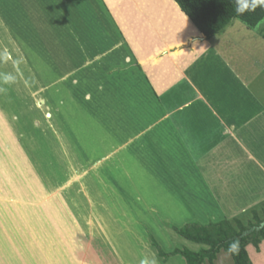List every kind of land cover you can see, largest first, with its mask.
Instances as JSON below:
<instances>
[{
    "label": "crops",
    "instance_id": "0c3cea01",
    "mask_svg": "<svg viewBox=\"0 0 264 264\" xmlns=\"http://www.w3.org/2000/svg\"><path fill=\"white\" fill-rule=\"evenodd\" d=\"M94 1L53 9L88 60L70 127L83 119L106 215L171 230L264 212V34L207 38L173 0Z\"/></svg>",
    "mask_w": 264,
    "mask_h": 264
},
{
    "label": "rangeland",
    "instance_id": "374dc122",
    "mask_svg": "<svg viewBox=\"0 0 264 264\" xmlns=\"http://www.w3.org/2000/svg\"><path fill=\"white\" fill-rule=\"evenodd\" d=\"M54 1L0 0V264H185L179 255L163 261L151 238L165 252L202 245L148 218L115 225L117 214L103 210L83 119L70 127L74 114L84 116L77 98L86 91L88 60L83 44L64 51L68 37L60 35ZM230 29L260 41L264 19L253 29L235 19ZM250 215L236 217L247 223ZM248 255L264 264V242L249 245ZM231 260L224 252L214 264Z\"/></svg>",
    "mask_w": 264,
    "mask_h": 264
},
{
    "label": "trees",
    "instance_id": "16d2710c",
    "mask_svg": "<svg viewBox=\"0 0 264 264\" xmlns=\"http://www.w3.org/2000/svg\"><path fill=\"white\" fill-rule=\"evenodd\" d=\"M173 1L197 30L207 38L222 32L235 19L241 21L249 29L255 28L264 19V6L259 4L255 10L237 12V8L242 6L245 0ZM263 218L254 212L252 221L249 220L247 223L238 219L231 221L224 219L207 224L192 222L180 228H174L179 236L205 246L197 251L175 248L170 252H165L154 238H151V244L163 261H166L170 256L179 255L184 259L185 264H204V262L212 264L220 250L228 252L229 243L238 240L239 253L232 255L228 252L233 264H252L246 247L252 245L258 249L260 242L264 240V225L259 227Z\"/></svg>",
    "mask_w": 264,
    "mask_h": 264
},
{
    "label": "clouds",
    "instance_id": "9594fccd",
    "mask_svg": "<svg viewBox=\"0 0 264 264\" xmlns=\"http://www.w3.org/2000/svg\"><path fill=\"white\" fill-rule=\"evenodd\" d=\"M257 4L264 6V0H245L242 6L237 8V12L243 13L245 11L255 10ZM240 244L238 240H233L229 243L228 252L232 255H236L239 253Z\"/></svg>",
    "mask_w": 264,
    "mask_h": 264
},
{
    "label": "water",
    "instance_id": "95a60500",
    "mask_svg": "<svg viewBox=\"0 0 264 264\" xmlns=\"http://www.w3.org/2000/svg\"><path fill=\"white\" fill-rule=\"evenodd\" d=\"M264 225V221L259 225V227H262Z\"/></svg>",
    "mask_w": 264,
    "mask_h": 264
},
{
    "label": "bare ground",
    "instance_id": "6f19581e",
    "mask_svg": "<svg viewBox=\"0 0 264 264\" xmlns=\"http://www.w3.org/2000/svg\"><path fill=\"white\" fill-rule=\"evenodd\" d=\"M86 64H87V63H86ZM86 64H85V65H86ZM83 65H84V64H83ZM173 235H174V234H173ZM158 238H159V237H158ZM163 241H164V240H163ZM160 244H161V243H160Z\"/></svg>",
    "mask_w": 264,
    "mask_h": 264
}]
</instances>
